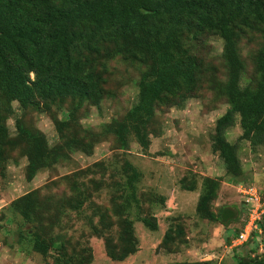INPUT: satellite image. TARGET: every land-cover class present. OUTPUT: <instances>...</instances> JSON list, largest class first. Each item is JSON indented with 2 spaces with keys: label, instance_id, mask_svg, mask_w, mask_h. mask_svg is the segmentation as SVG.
<instances>
[{
  "label": "rangeland",
  "instance_id": "obj_1",
  "mask_svg": "<svg viewBox=\"0 0 264 264\" xmlns=\"http://www.w3.org/2000/svg\"><path fill=\"white\" fill-rule=\"evenodd\" d=\"M196 33L194 26L182 32L179 51L199 68L197 89L180 105L165 101L156 105L146 129L150 133L146 149L133 135L124 145L114 129L137 104L150 61L128 58L112 43L100 42L98 52H83L86 67L93 66L104 79L99 106L87 100L78 104L71 98L56 100L49 111L40 103L26 109L17 102L10 104V113H3L8 137L4 160H0V264H53L55 251L43 256L32 249L31 234L37 230L47 238L62 235L69 255H83L87 250L89 264H237L239 259H251L250 251L257 243L264 262V229L259 228L264 210L253 241L236 244L234 236L243 228L251 206L245 190L252 189L264 201V135L258 143L242 140L235 116L225 138L236 146L241 175H226L211 144L216 120L230 107L225 94L230 70L222 39L213 33L198 37ZM237 33L242 64L239 86L255 89L264 25L241 27ZM69 119L62 138L55 122ZM25 132L42 134L48 155L43 158L47 166L31 180ZM78 141L92 145L91 154L84 153ZM126 164L140 173L133 199H127L132 190ZM209 180L219 183L211 211L221 206L240 208L243 213L237 223L225 228L197 216L196 204L202 190L209 189ZM190 183L195 191H187ZM31 191L39 203L38 218L27 222L12 211L11 202ZM76 205L80 206L75 209ZM142 217L152 221L154 217L156 228L143 224ZM126 221L132 223L137 251L122 262L113 261L107 252L117 250ZM177 228L183 229L182 235L164 245V233Z\"/></svg>",
  "mask_w": 264,
  "mask_h": 264
},
{
  "label": "trees",
  "instance_id": "obj_2",
  "mask_svg": "<svg viewBox=\"0 0 264 264\" xmlns=\"http://www.w3.org/2000/svg\"><path fill=\"white\" fill-rule=\"evenodd\" d=\"M253 24L264 25V0H0V160H4L8 137L3 113H10L11 103L17 102L23 109L40 103L44 111H49L56 100L71 98L78 104L87 100L92 106H99L104 79L93 66L86 67L83 52H98L100 42L112 43L128 58L137 56L144 62L150 61V71L139 85L137 104L114 129L124 145L133 135L139 146L146 149L150 142L146 129L156 105L164 101L172 102L171 106L180 105L197 89L199 68L191 57L179 51L180 35L194 26L197 37L213 33L223 41V57L230 70L225 92L230 107L216 120L211 148L223 162L226 175L239 177L241 164L236 146L226 140L225 131L235 124L237 115L242 140L258 143L257 139L264 135V42L256 56L255 89L239 86L242 64L236 49L237 29ZM69 125L70 119L55 122L62 138ZM16 127L21 131L17 124ZM25 134L29 146L27 178L31 180L47 166L43 158L48 155L42 134ZM77 144L84 153L91 154L92 145H81L79 141ZM125 170L130 171L128 186L132 190L127 199H133L134 183L140 173L129 164ZM209 181V189L204 188L199 195L197 216L225 228L237 223L243 213L240 208L221 206L216 212L211 211L219 183ZM186 189L194 191L195 187L190 183ZM37 208L35 191L11 202L12 211L27 222L38 218ZM140 221L156 228L154 217L153 221L146 217ZM259 228L263 230L264 223ZM182 231L168 229L162 243L169 245ZM255 236L254 231L249 240L253 241ZM30 240L32 249L43 256L56 252L53 264L91 261L90 255L86 257L87 250L83 255H69L62 235L47 238L37 230ZM257 246L258 243L250 251L251 259H239L237 264H264ZM136 251L132 223L126 221L117 250L108 251L107 256L122 262Z\"/></svg>",
  "mask_w": 264,
  "mask_h": 264
},
{
  "label": "built area",
  "instance_id": "obj_3",
  "mask_svg": "<svg viewBox=\"0 0 264 264\" xmlns=\"http://www.w3.org/2000/svg\"><path fill=\"white\" fill-rule=\"evenodd\" d=\"M245 194L249 198L246 203L251 201V206L243 219V228L235 239L236 244H241L249 240L251 234L257 229L258 220H260L264 210V201L262 202L260 200V197L256 195L257 193L255 191L247 188Z\"/></svg>",
  "mask_w": 264,
  "mask_h": 264
},
{
  "label": "crops",
  "instance_id": "obj_4",
  "mask_svg": "<svg viewBox=\"0 0 264 264\" xmlns=\"http://www.w3.org/2000/svg\"><path fill=\"white\" fill-rule=\"evenodd\" d=\"M195 191V190H194Z\"/></svg>",
  "mask_w": 264,
  "mask_h": 264
}]
</instances>
